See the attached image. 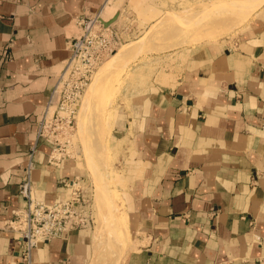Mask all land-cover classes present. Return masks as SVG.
Wrapping results in <instances>:
<instances>
[{
  "label": "crops",
  "instance_id": "obj_1",
  "mask_svg": "<svg viewBox=\"0 0 264 264\" xmlns=\"http://www.w3.org/2000/svg\"><path fill=\"white\" fill-rule=\"evenodd\" d=\"M106 1L0 0V264H27L6 223L27 207L29 161L37 201H63L76 177L70 159L52 163L56 145L38 131L77 20ZM116 133L139 242L124 264H264V8L234 40L193 51L177 83L150 88ZM88 243L83 230L65 233L33 249L31 264H82Z\"/></svg>",
  "mask_w": 264,
  "mask_h": 264
},
{
  "label": "rangeland",
  "instance_id": "obj_2",
  "mask_svg": "<svg viewBox=\"0 0 264 264\" xmlns=\"http://www.w3.org/2000/svg\"><path fill=\"white\" fill-rule=\"evenodd\" d=\"M127 1L110 0L106 8L112 12L103 14L102 18L117 23L122 38L118 49L129 44L132 51L115 69L104 73V81L94 97L84 104L83 96L94 74L112 55L94 70L82 97L72 105L75 109L72 129L59 131L57 137L61 150L56 152V157L74 163L77 174L73 181L87 195L93 219L91 227L82 229L89 238L82 264H120L121 255L126 253L127 258L139 244L134 243L130 231L125 234L128 217L124 193L133 178L126 141L116 133L118 120L139 104L150 88L176 84L193 51L234 40L255 16L247 10L236 16L239 7L235 3L240 0ZM256 1H250L251 8L258 6L260 0ZM262 8L264 3L256 13ZM203 27L212 31V38L202 34L201 40L193 42L191 36L201 34ZM213 31L218 33L215 35ZM162 74L171 77L169 84L157 82ZM61 89L62 86L57 95ZM57 104L58 98L50 109L48 121L59 110ZM60 115L68 116V113L62 111ZM123 216L127 217L126 221ZM117 225L124 229L118 230Z\"/></svg>",
  "mask_w": 264,
  "mask_h": 264
},
{
  "label": "built area",
  "instance_id": "obj_3",
  "mask_svg": "<svg viewBox=\"0 0 264 264\" xmlns=\"http://www.w3.org/2000/svg\"><path fill=\"white\" fill-rule=\"evenodd\" d=\"M101 10L77 20L80 33L68 40L70 57L63 68L55 93L56 96L62 86L58 95L59 110L54 113L51 121H48L50 109L55 100L54 96L48 116L38 131L40 138L52 140L56 145L52 163L61 159L56 157V152L61 150L57 139L59 131L72 129L75 111L72 105L78 103L82 97L94 70L115 53L122 42L117 23L105 22L101 16ZM62 111L68 113V116H61ZM34 150L33 147L32 152ZM32 172L33 163L30 160L19 186L20 195L28 201L27 207L12 211L13 219L6 223V226L16 234L27 264H31L32 251L41 243L71 231L89 228L93 222L87 195L82 194L76 182L72 181L65 185L68 196L63 201L46 204L37 201L33 196Z\"/></svg>",
  "mask_w": 264,
  "mask_h": 264
},
{
  "label": "bare ground",
  "instance_id": "obj_4",
  "mask_svg": "<svg viewBox=\"0 0 264 264\" xmlns=\"http://www.w3.org/2000/svg\"><path fill=\"white\" fill-rule=\"evenodd\" d=\"M250 1L251 0H240L238 2L235 3L236 6H238L239 8L237 9V15L238 17H240V14L241 13H244L246 10L249 11L250 13L252 14H256V11L258 8H260V6H262V4L264 3V0H260L259 3H258V6H254V7H250ZM253 1V0H252ZM258 1V0H257ZM256 1V2H257ZM110 1H107V3L104 5V7L102 8L101 10V16L105 13H110L112 12L110 8H106L108 6V3ZM253 5V4H252ZM113 9V7H112ZM259 11V10H258ZM251 14V15H252ZM253 16V15H252ZM107 23H111L113 24V22H110V21H105ZM223 22V21H222ZM207 26V25H206ZM205 26V27H206ZM205 27H203L202 29L200 30H203ZM197 32V31H196ZM195 32V33H196ZM201 32V31H200ZM214 32V31H213ZM215 33V32H214ZM218 33V32H217ZM215 33V35L217 34ZM220 33V32H219ZM204 34V36H207L212 38V31L205 28L204 31H202V33L200 34L199 32H197L195 35L191 36L192 37V41H198V40H201L200 36ZM221 35V34H220ZM219 35V36H220ZM206 37H204L203 39H205ZM135 44V43H134ZM132 51V45H129V44H124L120 49H118V52H116L114 55L112 54V57L106 62L103 64V66H101L98 70V72H96V74H94L95 76L92 82V84H90L88 86V89L86 90V93L84 94V104H87L90 102V100L94 97L96 91L98 90V86L101 85L100 83L104 81V78L103 75L104 73L106 74V72H108L109 70L113 69L114 67H116V65H118L130 52ZM184 58V57H183ZM185 59V58H184ZM115 69V68H114ZM171 77L168 76V74H162L161 76H159L157 78V82H160V83H165V85H167L166 83H170L169 80ZM103 79V80H102ZM173 81V80H172ZM164 85V84H163ZM169 86V85H168ZM173 86H174V83H173ZM101 87V86H100ZM58 98V95L55 96V100ZM81 109V108H80ZM50 114V113H49ZM79 155V154H78ZM80 156V155H79ZM94 171H95V168H94ZM97 175V174H96ZM97 178V177H96ZM123 219L126 221L127 220V217L126 216H123ZM114 221H115V218H114ZM116 222V221H115ZM117 224V223H116ZM120 225V223H119ZM117 225L116 227L119 228L118 230H122L124 229L123 227L121 228V226ZM119 226V227H118ZM113 228V227H112ZM114 230V228H113ZM125 234L128 235L129 234V230H128V227H127V224L125 225ZM116 236V234H115ZM116 239V237H114ZM112 241V240H111ZM113 242L116 243V241L114 240ZM125 252V251H124ZM126 257V253H124V255H121V263H123V261L125 262V258ZM117 264V262H116Z\"/></svg>",
  "mask_w": 264,
  "mask_h": 264
}]
</instances>
